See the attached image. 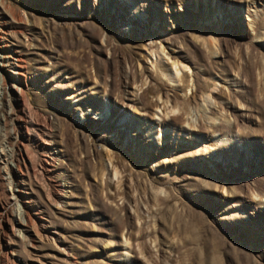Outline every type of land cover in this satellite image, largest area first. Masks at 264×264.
<instances>
[{"label":"rangeland","instance_id":"rangeland-1","mask_svg":"<svg viewBox=\"0 0 264 264\" xmlns=\"http://www.w3.org/2000/svg\"><path fill=\"white\" fill-rule=\"evenodd\" d=\"M0 28L26 78L0 132L23 104L56 154L47 177L8 145L41 213L23 241L0 184V264H264V0H0ZM159 44L179 90L148 69Z\"/></svg>","mask_w":264,"mask_h":264},{"label":"bare ground","instance_id":"bare-ground-1","mask_svg":"<svg viewBox=\"0 0 264 264\" xmlns=\"http://www.w3.org/2000/svg\"><path fill=\"white\" fill-rule=\"evenodd\" d=\"M155 30H157V27L154 29V31ZM7 34L8 33L5 29L0 28V67L3 68V72H7L6 79L9 78L11 80V82L8 84L7 80L0 73V99L3 97L4 94L6 95L5 97H8L5 100L6 113L2 119L3 125H5L7 121L12 120V113L14 110L11 104L14 103V101L20 102L21 100H23V93L21 89L22 87L19 88L18 84H22L23 82H25L26 84L25 75L24 73H22V70L24 68L23 63L25 60H23L24 58H22L19 53L14 51L15 49H8L10 46L6 42ZM150 41L151 42H149L148 44L156 43L154 40ZM146 50V61L150 64L148 69H150L151 71L159 70L162 73L163 77L167 78L171 85H175L178 90L180 89V87L184 86V81L187 78L186 70L190 69L184 59L179 57L172 48L169 47L168 49V47H164L162 44H159L158 48H147ZM213 54L216 55V52ZM9 89L15 90L16 95H10V92H8ZM26 107L22 104L21 107L16 109V111L19 112L21 116L17 119V124H15V127L12 131L7 134L2 133V131L0 132V184L2 186L4 185L9 187V197L7 198H9V200H11L16 205L14 219L21 228L20 230L16 231L17 236H19L23 241L28 239V236H25L23 234V231L27 232L31 230L33 234H38L36 218L39 217L41 212L40 210H36L32 207L31 198H24L23 196V194H25V189H23L22 186L24 185L27 177L24 172V170L27 169L25 163L27 159V153L24 148L25 145L21 142L19 145H17L19 146V151L17 153V156L15 157L11 154L10 150L8 149V145L10 143H13V141H16L18 135H21L24 139V142L26 141L27 144L32 143L36 147L40 148V150L42 151L41 157L43 166L41 167H43V171L46 176L52 177L56 172V166L53 165V161L56 159V154L52 150V148L49 147V140L45 138L47 132L41 131L39 135L37 134L38 138H35L29 133L28 122L26 120V115L29 113ZM104 111L105 113H102L99 118H103L104 115H107V110ZM40 129L42 130L41 127ZM61 189V184L55 183L52 185V190L56 195H60V192L62 191ZM22 198H24V200L23 205L21 206L16 202L17 200H21Z\"/></svg>","mask_w":264,"mask_h":264}]
</instances>
